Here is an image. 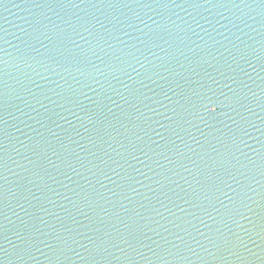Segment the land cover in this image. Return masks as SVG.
<instances>
[{"label":"water","instance_id":"95a60500","mask_svg":"<svg viewBox=\"0 0 264 264\" xmlns=\"http://www.w3.org/2000/svg\"><path fill=\"white\" fill-rule=\"evenodd\" d=\"M0 264H264V0H0Z\"/></svg>","mask_w":264,"mask_h":264},{"label":"snow or ice","instance_id":"6c2138e0","mask_svg":"<svg viewBox=\"0 0 264 264\" xmlns=\"http://www.w3.org/2000/svg\"><path fill=\"white\" fill-rule=\"evenodd\" d=\"M208 100H209L210 102H209L208 104H206L205 107H206L208 110H210V111H215V108H216V106H218V105L216 104L215 101L212 100L211 97H208ZM233 139H235V138H233ZM222 163H223V164H227V163H230V161L226 159V160L223 161ZM88 199H89V198H88L87 196H85V200H88ZM190 250H191V248H190ZM105 251H107V249H105Z\"/></svg>","mask_w":264,"mask_h":264}]
</instances>
